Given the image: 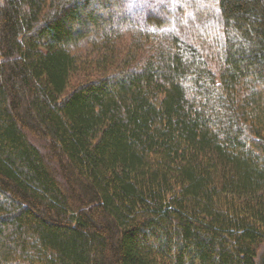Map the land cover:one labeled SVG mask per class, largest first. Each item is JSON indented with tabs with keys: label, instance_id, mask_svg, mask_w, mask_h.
<instances>
[{
	"label": "trees",
	"instance_id": "1",
	"mask_svg": "<svg viewBox=\"0 0 264 264\" xmlns=\"http://www.w3.org/2000/svg\"><path fill=\"white\" fill-rule=\"evenodd\" d=\"M264 0H0V264H257Z\"/></svg>",
	"mask_w": 264,
	"mask_h": 264
},
{
	"label": "rangeland",
	"instance_id": "2",
	"mask_svg": "<svg viewBox=\"0 0 264 264\" xmlns=\"http://www.w3.org/2000/svg\"><path fill=\"white\" fill-rule=\"evenodd\" d=\"M163 1H170L171 3H173L175 0H126V3H129L131 8L137 9L138 7L156 5L159 2H163ZM263 252H264V245L262 246V248L260 249L258 253L257 260L259 259L260 255Z\"/></svg>",
	"mask_w": 264,
	"mask_h": 264
},
{
	"label": "water",
	"instance_id": "3",
	"mask_svg": "<svg viewBox=\"0 0 264 264\" xmlns=\"http://www.w3.org/2000/svg\"><path fill=\"white\" fill-rule=\"evenodd\" d=\"M257 264H264V252L260 255L259 259L257 260Z\"/></svg>",
	"mask_w": 264,
	"mask_h": 264
}]
</instances>
